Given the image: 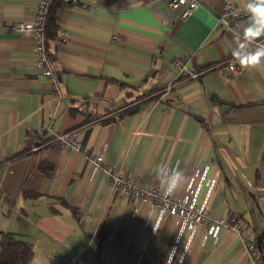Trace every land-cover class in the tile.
Segmentation results:
<instances>
[{"label": "crops", "instance_id": "crops-1", "mask_svg": "<svg viewBox=\"0 0 264 264\" xmlns=\"http://www.w3.org/2000/svg\"><path fill=\"white\" fill-rule=\"evenodd\" d=\"M59 1L51 83L32 67L29 38L7 30L31 21L36 0H0V236L27 245L30 264H165L173 248L183 264H245L236 233L224 225L212 236L203 222L189 241L184 232L176 242V219L111 194L104 172L85 159L101 153L127 181L160 193L171 178L166 170L178 168L183 178L173 196L191 170L208 167L207 179L215 167L218 181L209 194L201 186L196 205L206 200L208 220L241 218L264 264V67L237 76L225 69L248 46L240 49L249 15L229 30L216 23L226 3L245 11L247 0H196L185 19L160 0ZM257 42L253 50L264 36ZM148 91L159 99L101 122ZM46 127L76 133L82 152L51 143L27 152V141Z\"/></svg>", "mask_w": 264, "mask_h": 264}, {"label": "built area", "instance_id": "built-area-1", "mask_svg": "<svg viewBox=\"0 0 264 264\" xmlns=\"http://www.w3.org/2000/svg\"><path fill=\"white\" fill-rule=\"evenodd\" d=\"M56 0H36L35 9L29 23L12 22L7 25V30L11 33H19L29 38L32 43L33 53V69L39 73L44 79L52 83V70L45 54V37L44 22L49 5ZM73 5H81L80 0H66ZM166 4L169 9L180 8L178 18L185 19L190 16L194 9L197 8L196 0H160ZM249 15L247 11L232 6L230 3L224 5V14L216 18V23L223 26L226 30L235 27L239 19ZM60 39L56 41L58 45ZM260 43L257 41L248 44V46L240 53L245 55L249 50L254 49ZM175 67L179 73L188 75L190 79H196L197 74L188 70L179 63L175 62ZM225 69L232 75H240L243 69L240 67L239 61L235 57H230L226 61ZM225 76V75H223ZM169 90V86L165 87ZM47 144H54L58 150H66L71 153H81L82 147L77 134L67 132L64 134H53L49 127L40 128L37 131ZM38 149L36 145L31 144L28 148L30 152ZM86 162L94 169H100L107 177V185L111 194H118L125 201H137L143 205H149L151 210H157L160 216L168 215L177 221V239H181L184 232L188 233V241L195 233L198 227L206 222L208 225V234L214 236L220 226L224 225L227 229L236 233L239 246L242 249V255L245 264H263V254L253 244L250 231L246 223L239 218H231L226 224L221 221L208 220L206 217V200L201 205L195 203L197 194L202 185L205 184L207 193H211L218 181V170L212 167L206 179L205 175L208 167L193 169L189 172L183 193L176 196L165 197L164 193H160L158 189L143 188L137 185L135 181H127L123 174L116 171L105 164V160L101 153L86 156ZM175 169V168H174ZM172 170L164 173V176H172Z\"/></svg>", "mask_w": 264, "mask_h": 264}, {"label": "trees", "instance_id": "trees-1", "mask_svg": "<svg viewBox=\"0 0 264 264\" xmlns=\"http://www.w3.org/2000/svg\"><path fill=\"white\" fill-rule=\"evenodd\" d=\"M61 3L62 2L59 0L52 2L49 5L48 11H47V14L45 17V22H44L45 43L44 44H45V54H46L48 61L50 60V56H51L49 48H50L51 44L56 46V41L59 39L57 37L58 31H57V26H56V10L61 6ZM251 51H253V49L249 50V52H251ZM212 69H213V67H212ZM186 76L188 77L187 74H186ZM183 77H185V76L182 75V77H180V78H183ZM106 82L109 84H117L118 86H122L121 84L117 83L114 80H107ZM163 90L165 91V88ZM131 92H134V91L132 89H130V91H128L126 95L129 96L131 94ZM135 93L136 94L134 96V106L133 107L124 108L122 111L115 113L114 115L108 117L107 119H105L101 122L104 124L109 123L112 121V118L114 116H121L123 114H130L133 111H135V109H136L135 107L139 102L144 101V100H149V99L150 100L159 99V97H160L159 93L154 95L153 93H150V91L139 93V94L137 92H135ZM210 101L213 102L214 99L210 98ZM121 107H123V104ZM69 113H70V115H74L78 112H76L75 109H71L69 111ZM45 140L46 139H43L40 135H38L37 132L34 133L32 135V137L26 143V151L30 153L28 148L31 144L36 145L38 147V149L42 148L46 145H49L46 143ZM48 168H49V165L47 163H41L38 167V170L41 174L48 175L47 174ZM22 195L26 196V193L23 192ZM63 204L68 209V211L71 213V215L76 220H78V213H77L76 209L68 207L65 203H63ZM239 219H241V218H239ZM250 236H251V234H250ZM252 241H253V239H252ZM253 244H254V241H253ZM254 246H255V244H254ZM31 258H32V251L27 245H25L24 243L14 239L13 237H11L5 233H3L0 236V264H30Z\"/></svg>", "mask_w": 264, "mask_h": 264}, {"label": "clouds", "instance_id": "clouds-1", "mask_svg": "<svg viewBox=\"0 0 264 264\" xmlns=\"http://www.w3.org/2000/svg\"><path fill=\"white\" fill-rule=\"evenodd\" d=\"M245 10L249 14L250 23L243 29L245 43L240 45V49L245 48L247 44L258 41L260 37L264 36V0H247ZM232 55L239 61L242 69H259L264 67V45L245 55H240L239 51H234ZM164 167L165 165L161 164L157 168L159 178L163 174ZM172 173L169 180L161 181L165 185V197L172 196L180 188V181L183 178V173L178 168L172 169ZM174 257L177 259L178 264H183V256H178L175 248L168 252L165 264H172Z\"/></svg>", "mask_w": 264, "mask_h": 264}, {"label": "rangeland", "instance_id": "rangeland-1", "mask_svg": "<svg viewBox=\"0 0 264 264\" xmlns=\"http://www.w3.org/2000/svg\"><path fill=\"white\" fill-rule=\"evenodd\" d=\"M2 213H1V211H0V231L2 230V229H4V227H6V224L5 223H3L1 220H2ZM10 226H11V224H10Z\"/></svg>", "mask_w": 264, "mask_h": 264}, {"label": "water", "instance_id": "water-1", "mask_svg": "<svg viewBox=\"0 0 264 264\" xmlns=\"http://www.w3.org/2000/svg\"><path fill=\"white\" fill-rule=\"evenodd\" d=\"M198 79H199V77H198Z\"/></svg>", "mask_w": 264, "mask_h": 264}]
</instances>
